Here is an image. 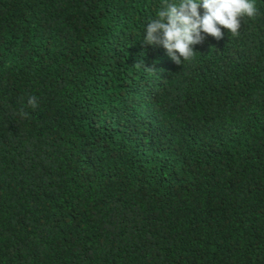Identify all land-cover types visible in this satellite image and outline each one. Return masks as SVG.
<instances>
[{
	"label": "trees",
	"instance_id": "obj_1",
	"mask_svg": "<svg viewBox=\"0 0 264 264\" xmlns=\"http://www.w3.org/2000/svg\"><path fill=\"white\" fill-rule=\"evenodd\" d=\"M252 2L177 65L162 0H0V264H264Z\"/></svg>",
	"mask_w": 264,
	"mask_h": 264
},
{
	"label": "clouds",
	"instance_id": "obj_2",
	"mask_svg": "<svg viewBox=\"0 0 264 264\" xmlns=\"http://www.w3.org/2000/svg\"><path fill=\"white\" fill-rule=\"evenodd\" d=\"M257 14L252 0H162L157 18L146 26L144 43L162 46L174 63L182 65L194 59V46L203 43L206 36L219 40L224 35L222 29L237 36L241 19ZM27 104L35 109L37 98L29 97ZM21 115L27 117L28 113L22 110Z\"/></svg>",
	"mask_w": 264,
	"mask_h": 264
}]
</instances>
